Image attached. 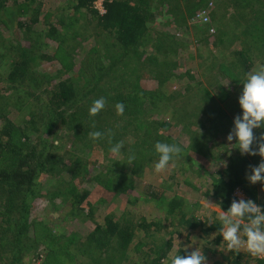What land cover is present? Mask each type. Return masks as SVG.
I'll return each mask as SVG.
<instances>
[{
    "label": "trees",
    "instance_id": "trees-1",
    "mask_svg": "<svg viewBox=\"0 0 264 264\" xmlns=\"http://www.w3.org/2000/svg\"><path fill=\"white\" fill-rule=\"evenodd\" d=\"M181 1L104 0V11L99 12L95 0H65L60 10L67 13L46 20L51 12L44 9L43 0H0V43L4 46L0 51V246L10 250L1 253L0 261L23 263L25 251L36 252L44 244L43 264H169L175 252L173 234L185 231L182 242L189 244L196 237L190 252L201 240L207 264H263L261 258L252 257L244 249L239 253L226 251L222 237L216 233L220 225L215 219L220 208L227 210L230 206L236 187L246 193L247 199L256 200L246 173L257 155L230 156L226 167L210 174L211 188L204 195L219 211L199 212L200 203L192 209L181 196H167L157 186L137 196L160 211L157 217L112 210L101 221L95 220L86 235L77 237L69 229L66 239L53 230L54 225L30 219L32 204L41 197L54 207L58 199L73 219L81 214L92 216L94 205L105 200L98 199L83 212L81 203L93 180L116 194L135 189L130 172L141 176L145 165L158 159L154 152L157 141L179 143L188 163L200 164L201 156L214 158L209 148H202L206 138L203 125L190 129L185 105L174 103L188 98L191 116L197 117L199 111L203 118L208 116L209 123L223 118L225 125L226 114L216 106V98L228 97L232 88L242 89L246 75L255 71L257 64H264V0ZM207 2L216 5L212 11L216 36L211 39L214 52L207 50L198 64V73L206 84L203 80L187 83L167 95V89L161 91L159 77L163 74L168 83L182 74H175L174 65L169 64L181 42L169 28L151 36L150 25L160 11L174 26L186 25L183 4L188 6L190 16ZM89 25L93 34L85 40L93 44L76 60V47ZM20 33L23 40L18 38ZM201 40L206 43L208 37L203 34ZM233 43L239 47L234 49ZM54 59L59 61L57 67H42ZM144 73L147 80L140 79ZM222 79L227 80L228 88ZM153 81L160 84L150 90L148 82ZM100 97L106 100L105 108L90 117L88 109ZM118 102L125 105L123 115L116 113ZM10 105L17 111L14 119L6 111ZM172 119L182 125L187 145L177 143L165 132ZM93 120L95 128L91 126ZM97 130L105 134L100 155L106 168L93 173L89 167L96 140L89 133ZM57 134L68 136L65 140L69 142L58 140ZM132 136L137 138L133 144ZM120 141L124 150L118 158L109 149ZM129 151L136 154L131 163L127 160ZM131 195H126V203L133 201ZM61 237L64 246L51 242L58 244ZM208 251L212 254L207 256ZM179 254L186 253L181 250Z\"/></svg>",
    "mask_w": 264,
    "mask_h": 264
},
{
    "label": "rangeland",
    "instance_id": "rangeland-1",
    "mask_svg": "<svg viewBox=\"0 0 264 264\" xmlns=\"http://www.w3.org/2000/svg\"><path fill=\"white\" fill-rule=\"evenodd\" d=\"M45 3L44 9H49L51 12L50 18H46V20L51 19H58L59 16H61L63 13H67L66 11L63 12V10H60V7H63V3H65V0H43ZM102 0H95V7H98L99 3H101ZM180 3L182 1L180 0ZM166 6V4H165ZM188 6L183 4L181 8V12L184 14L186 25L180 26L176 25L174 26L170 21L168 20V16L164 12H159L156 17H154V20L152 24L150 25V35L152 36L155 32L163 31L162 28L166 29L169 28V32L171 34H174L180 44L177 46V50L175 51V54L172 56V61L169 62V64H173V68L175 69V74L182 72V74L178 75L177 77H174L173 79H170V81L167 83V79L161 75L159 77L160 83H162V89L161 91H165L167 89V95L172 94L173 92H178L182 89L184 85L187 83H197V81H204L203 84H206V81L202 76L198 73V64L200 63V60L202 56L206 55L207 50L214 52V45H211V39L216 36V26H215V20L212 15V11L215 9L216 5L215 3L207 2L201 7L197 8L190 16L187 15L186 9ZM97 9V8H96ZM168 20L169 22H165ZM14 22L12 23V29L14 27ZM92 25H89L86 27L85 30H83L84 37L79 41L78 47V53L75 52V58L76 60H80L81 57L79 55L83 53H87L88 50L91 48L93 42L91 40L87 39L88 36H91L93 34V30L90 29ZM194 28L200 29V31H194ZM4 33V32H3ZM203 34L208 37V42L204 43L202 42ZM14 35H11L13 37ZM23 37V34L20 33V36L18 37L21 39ZM2 39L1 31H0V40ZM23 40V38H22ZM86 41V42H85ZM233 47L238 48L239 46L237 43H233ZM75 49V50H76ZM4 51L3 43H0V51ZM151 52L148 49V53ZM160 56H158L159 58ZM1 61L2 64L4 62V58ZM37 62V61H36ZM5 64V62H4ZM36 65V64H35ZM59 65V61L57 59H54L52 61H46L42 64V67L45 69H50L52 67H57ZM260 64H257L256 66H259ZM256 66H254L255 70L257 69ZM2 69V65L0 66V70ZM185 71H188L192 77L186 76L187 73ZM2 75H4L2 73ZM147 80L149 77L144 73V76L140 79ZM166 79V80H165ZM224 84H226L227 80H223ZM158 83V84H160ZM156 81L148 82V88L154 89L158 85ZM228 84L225 85V87H229ZM211 90V89H210ZM231 90V91H230ZM230 95L224 99L216 98L215 104L219 108H223L226 114L225 117V125L223 118L219 119L220 122H216L215 124L209 123L208 116L203 118L201 115V112L197 111L199 114L197 117L191 116L190 106L187 105L188 98L182 100L181 102H175L174 104L177 106V103L179 105H185V111L187 113V122L190 129H195L199 125H203V131L206 133V138L203 140V146L202 148H209V150L212 152L213 157H208V159H204L202 156L197 157L199 158V161L201 159L200 164H196V161L193 163H188V160L185 161V158L181 155L179 159L175 161V165L172 166L170 164L169 168L165 170L162 173H155L154 172V164L156 162V159H153L149 161L145 168L142 171L141 176H136L134 174L130 175L132 177V181H134L135 189L128 190L125 194H116L115 191L108 190L104 185L99 184L98 181L93 180L91 186H88L89 194L87 198L81 203V206L84 208L83 212H86V209L88 208L90 204L92 205L95 201H97L100 198H105L104 203L96 204L93 207V214L85 215L81 214L80 216L75 217L76 219H73L69 216L68 210L65 208V205L63 207V204L56 199L55 200V207L50 205V202L47 199L44 198H37L33 202V207H31V213H30V219H33L37 222L42 221L45 225L46 224H52L54 225L55 229L53 228L56 233L60 234L64 239H66V236H68L66 233L67 230L73 229L75 231V234H77V237L79 235H86L89 230L93 229V226L95 225L96 221H101V218L109 213L112 210L115 211H122L124 210L129 212V214H135L140 213L144 214L148 217H154V216H160V211L156 209L154 206H152L150 201L143 200L141 198H137V196L143 195L145 191L148 190V188L151 187H160L163 188L164 194L167 196H181L184 200L187 201L188 206H190L192 209L197 208V203H200L198 206L199 212H209L210 210H218L217 206L211 201H208L204 195V193L211 188V177L210 174H212L214 169L213 162L219 163V161H227L230 156H235L239 153V150L235 145H232L235 143V141L228 142L226 141V135L228 134L229 130L233 126V117L240 114V108L238 105V97L240 95V92L242 89H230ZM212 96L213 93H211ZM215 98V96H214ZM194 99H191L192 101ZM189 109V111L186 109ZM193 105V103H192ZM6 109V108H5ZM199 109V108H197ZM8 116L11 119H14L16 117V108L12 107L11 105L8 106L6 109ZM228 118V120H227ZM177 120L172 119L171 120V127L168 128V131L165 132L169 133L171 137H174V139L180 142L181 145H187L188 139L187 135H185L182 132V125L176 124ZM199 123V124H197ZM212 133H211V132ZM214 132V134H213ZM62 133V132H61ZM208 135V136H207ZM57 139L63 142H69L68 140H65L66 137H64L62 134H57ZM103 140V139H102ZM101 139L96 140V146L94 148V151L92 152L91 158H90V171L96 172L101 171V169L104 171L106 168V161L101 157ZM137 140L136 137H131V143H135ZM62 143V144H67ZM179 144V143H178ZM255 146V145H254ZM190 155V153H188ZM113 156H116L112 154ZM98 157V158H97ZM119 158L120 155H117ZM182 157L184 159H182ZM198 158L196 160L198 161ZM216 158V159H215ZM262 158L257 155L256 158H253V164L256 165L260 162ZM116 167H118L116 165ZM104 174V173H102ZM86 186V184H85ZM253 191L255 194V202L258 204L264 203V191H262L261 186L259 182L256 185H253ZM132 194L131 197L133 201L126 203V195ZM233 199H240L244 198L247 199L248 196L246 193L239 187H236L232 192ZM60 202V203H59ZM95 204V203H94ZM207 205V206H206ZM90 207V206H89ZM219 211V210H218ZM94 217V219H93ZM74 220H77L74 222ZM54 223H53V222ZM49 226V225H48ZM168 231V230H166ZM164 233H167V232ZM182 235L173 234V241L175 243L172 250H175L176 248V236L181 241L185 237L183 234H185V231H181ZM168 236V235H167ZM58 238V244L51 240V242L55 245L64 246L63 238ZM195 240V238L193 239ZM197 242V240H196ZM195 242V243H196ZM78 242H76L77 244ZM194 243V244H195ZM198 243H202L201 240H198ZM194 244L191 245L194 246ZM46 245L41 244L40 247L35 251H32V249L25 251V253L22 256V261H20V264H43V260L46 253ZM72 247L69 246L68 249ZM2 246H0V255L3 253L8 254L10 250L6 249L3 250ZM2 253V254H1ZM38 254V255H37ZM207 256L211 255L212 253L210 251L206 252ZM7 257V256H5ZM67 257V256H66ZM64 256L61 255L60 259L63 260ZM85 258V257H84ZM263 260L264 264V257H259ZM0 264H10L9 260H1ZM121 264H129V262L122 261Z\"/></svg>",
    "mask_w": 264,
    "mask_h": 264
},
{
    "label": "clouds",
    "instance_id": "clouds-1",
    "mask_svg": "<svg viewBox=\"0 0 264 264\" xmlns=\"http://www.w3.org/2000/svg\"><path fill=\"white\" fill-rule=\"evenodd\" d=\"M242 85L238 97L241 111L233 117V126L225 139L228 142L235 141L232 145L236 146L234 148L239 150L241 156L259 155L262 158L258 164L249 165L250 171L246 173V180L250 185H256L259 182L264 191V64H260L255 71L248 73ZM105 105L104 97L94 100L88 109L89 116L96 117L103 111ZM124 108L125 105L118 102L115 105L117 115H123ZM91 126L95 128L94 120ZM104 135L98 130L89 133L93 141L101 139ZM122 149L124 150V142L120 141L112 145L109 150L115 155H120L123 152ZM154 152L158 154L154 172L162 173L169 168L170 164L175 165V161L182 154V148L176 143L157 141L154 144ZM127 160L129 163L135 161L136 154L129 151ZM213 164L214 169L226 167L227 161L221 160ZM215 219L220 225L216 233L222 237L221 242L226 251L239 253L241 249H244L252 257H264V205L256 203L251 198L233 199L227 210L220 208ZM176 241L175 252L171 255L169 264H207L202 244L199 243L190 252L188 251L196 239H191L189 244H184L176 236ZM181 250L186 254L180 255Z\"/></svg>",
    "mask_w": 264,
    "mask_h": 264
},
{
    "label": "built area",
    "instance_id": "built-area-1",
    "mask_svg": "<svg viewBox=\"0 0 264 264\" xmlns=\"http://www.w3.org/2000/svg\"><path fill=\"white\" fill-rule=\"evenodd\" d=\"M103 1H101V3H99L98 7H96L98 9L99 12H103L104 11V7H103Z\"/></svg>",
    "mask_w": 264,
    "mask_h": 264
}]
</instances>
